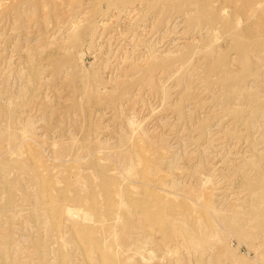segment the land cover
Segmentation results:
<instances>
[{"label": "rangeland", "instance_id": "rangeland-1", "mask_svg": "<svg viewBox=\"0 0 264 264\" xmlns=\"http://www.w3.org/2000/svg\"><path fill=\"white\" fill-rule=\"evenodd\" d=\"M263 36L264 0H0V264H264ZM204 199L236 226L187 250Z\"/></svg>", "mask_w": 264, "mask_h": 264}, {"label": "bare ground", "instance_id": "bare-ground-1", "mask_svg": "<svg viewBox=\"0 0 264 264\" xmlns=\"http://www.w3.org/2000/svg\"><path fill=\"white\" fill-rule=\"evenodd\" d=\"M229 1V0H228ZM232 4V3H231ZM234 4V3H233ZM246 4V3H245ZM249 5V4H248ZM4 6V5H3ZM221 6H223V5H221ZM220 10V9H219ZM205 11V10H204ZM208 11H210V10H208ZM211 12V11H210ZM214 12V11H213ZM212 12V13H213ZM212 17V16H211ZM211 19V18H210ZM89 37V36H88ZM264 37V36H263ZM246 41V40H245ZM242 43V42H241ZM251 44V43H250ZM243 45V44H242ZM240 46H241V44H240ZM245 46V45H244ZM248 47V46H247ZM239 49V48H238ZM244 51H246V50H244ZM244 54V53H243ZM39 67V66H38ZM30 68V67H29ZM31 70V69H30ZM231 77H232V75H230ZM229 76V77H230ZM233 76H234V74H233ZM228 77V78H229ZM229 80V79H228ZM241 80V79H240ZM227 85V84H226ZM241 85V84H240ZM231 86V85H230ZM245 86V85H244ZM33 91V90H32ZM250 100V99H249ZM257 104H258V102H257ZM263 114V113H262ZM89 115V114H88ZM159 156V155H158ZM158 158V157H157ZM8 160V159H7ZM259 160H262V159H259ZM19 161V160H18ZM263 162H264V160H263ZM11 163V162H10ZM17 164V163H16ZM94 164V163H93ZM6 165V164H5ZM88 165V164H87ZM12 166V165H11ZM30 166V165H29ZM8 167V166H7ZM34 167V166H33ZM89 167H91V166H89ZM92 168V167H91ZM15 169V168H14ZM103 169V168H102ZM146 170V169H145ZM7 171V170H6ZM94 171H95V169H94ZM137 171V170H136ZM144 171V170H143ZM263 171V170H262ZM104 172V171H103ZM27 173V172H26ZM99 173V172H98ZM105 173V172H104ZM109 173V172H108ZM146 173V172H145ZM7 174V173H6ZM9 174V173H8ZM34 174V173H33ZM263 174V173H262ZM17 175V174H16ZM38 175V174H37ZM98 175H100V173L98 174ZM140 175V174H139ZM148 175V174H147ZM109 176V175H108ZM262 176V175H261ZM21 177V176H20ZM39 177V176H38ZM84 177H86V176H84ZM90 177V176H89ZM142 177V176H141ZM108 178V177H107ZM146 178V177H145ZM13 179V178H12ZM98 179V178H97ZM100 179V178H99ZM114 179V178H113ZM148 179V178H147ZM153 179V178H152ZM152 179H150V181L152 180ZM156 179V178H155ZM161 179V178H160ZM163 179V178H162ZM264 179V178H263ZM41 180V179H40ZM106 180H108V179H106ZM106 180L104 181V179H103V182H102V185H103V187H104V189L105 190H107V191H109L110 189H113L114 187H115V185H114V183H113V185H112V187H111V182H106ZM157 180H158V178H157ZM164 180V179H163ZM244 180V179H243ZM23 181V180H22ZM29 181V180H28ZM48 181V180H47ZM102 181V180H101ZM110 181H112V180H110ZM137 181V180H136ZM71 182V181H70ZM116 182V181H115ZM158 182V181H157ZM21 183V182H20ZM91 183V182H90ZM7 184V183H6ZM137 184V183H136ZM154 184V183H153ZM152 184V185H153ZM258 184V183H257ZM260 184V183H259ZM258 184V185H259ZM8 185V184H7ZM117 185V184H116ZM145 185H147V183H145ZM114 186V187H113ZM130 186V185H129ZM144 186V185H143ZM149 186V185H148ZM158 186H160V185H158ZM255 186V185H254ZM19 187V186H18ZM102 187V186H101ZM257 187V186H256ZM3 188V187H2ZM1 188V189H2ZM17 188V187H16ZM116 188V187H115ZM159 188V187H158ZM259 188H261V187H259ZM7 189V188H6ZM23 189V188H22ZM63 189V188H62ZM71 189V188H70ZM103 189V190H104ZM262 189V188H261ZM264 189V188H263ZM15 190V189H14ZM13 190V191H14ZM28 190V189H27ZM94 190V189H93ZM133 190V189H132ZM146 190V189H145ZM145 190H143L144 192H145ZM254 190V189H253ZM4 191V190H3ZM43 191V190H42ZM100 191V190H99ZM102 191V190H101ZM250 191V190H249ZM252 191V190H251ZM11 192V191H10ZM92 192V191H91ZM111 192V191H110ZM109 192V193H110ZM124 192H125V189H124ZM146 192H148V191H146ZM12 193V192H11ZM10 193V194H11ZM46 193V192H45ZM82 193V192H81ZM102 193H104V192H102ZM151 193V192H150ZM8 194V193H7ZM101 194V193H100ZM143 194V193H142ZM261 194V193H260ZM45 195V194H44ZM111 195V194H110ZM131 195V194H130ZM156 195V194H155ZM38 196V195H37ZM41 196V195H40ZM93 196V195H92ZM126 196V195H125ZM137 196V195H136ZM188 196V195H187ZM254 196V195H253ZM262 196V195H261ZM14 197H15V195H14ZM13 197V198H14ZM72 197V196H71ZM70 197V198H71ZM103 197V196H102ZM110 197V196H109ZM116 197V196H115ZM130 197V196H129ZM133 197H134V195H133ZM138 197V196H137ZM157 197V196H156ZM63 198H65V197H63ZM117 198V197H116ZM147 197L145 196V199L144 200H146L147 201V199H146ZM203 198V197H202ZM211 198V197H210ZM257 198V197H256ZM263 198H264V193H263ZM7 199H8V197H7ZM16 199V198H15ZM107 199H109V198H107ZM124 199V198H123ZM149 199V201H150V199H151V197H149L148 198ZM157 199V198H156ZM161 199V198H160ZM195 199H196V197H195ZM253 199H255V198H253ZM17 200V199H16ZM65 200V199H64ZM78 200V199H77ZM79 200H80V197H79ZM104 200H105V198H104ZM113 200V199H112ZM118 200H119V198H118ZM138 200H139V198H138ZM143 200V201H144ZM257 200V199H256ZM255 200V201H256ZM264 200V199H263ZM152 201V200H151ZM156 201V200H155ZM154 201V202H155ZM170 201H172V200H170ZM254 201V202H255ZM4 202V201H3ZM42 202V201H41ZM40 202V203H41ZM53 202V201H52ZM87 202V201H86ZM85 202V203H86ZM111 202V201H110ZM136 202V200H134L133 201V199L130 197V199H129V204L130 205H132L133 206V203H135ZM178 202H181V201H179L178 200ZM187 202H189L188 203V205H190V201H187ZM6 203V202H5ZM13 203V202H12ZM94 203V202H93ZM118 203V202H117ZM127 203V202H126ZM138 203V202H137ZM150 203V202H149ZM152 203V202H151ZM150 203V204H151ZM155 203H157V206H158V209H157V211H156V213H155V222H156V226L157 227H159V226H162V227H164L165 225H161V223L163 222V219H165V214H166V212L165 211H167V209H166V207H168V206H166L165 205V202H163V201H158V202H155ZM182 203H183V201H182ZM186 203V202H185ZM184 203V204H185ZM49 204V203H48ZM57 204V203H56ZM60 204H62V203H60ZM64 204V203H63ZM97 204H98V202H97ZM114 204V203H113ZM152 204H154V203H152ZM215 204V203H214ZM214 204H211V203H209V202H207L205 199H204V201L201 203V204H199V206H197V207H195V208H193V209H191L190 208V210H192V212H188V214H186V215H184L185 216V218L187 219V220H184V221H182V223H183V227L182 228H179V229H173V228H175V226L177 227V224H180L181 223V221H180V223H178L179 221H178V217L176 216V215H178V214H176V213H173L172 215H174V216H172V218H171V220H170V222H169V226H167V230H165V232L167 233L166 235H168L169 237L168 238H170V236L173 234L172 233V229L175 231V232H177V234H178V242H181V244L187 249V250H191V245H192V237L190 236V232L188 231L187 232V230H186V228H185V226H184V224L187 222L188 223V221H190L191 222V224L193 225V228H194V230H198V228L200 227V226H202V225H204L205 226V238L207 237L208 239H211V238H214V237H216V236H218L219 234H220V232H221V230L222 229H224V228H232V229H234L235 228V226H236V223L234 222V216L232 217H230V216H227V217H222V215L220 214V212L218 211V210H216L215 208H214V206H212V205H214ZM44 205V204H43ZM86 205H88V203L86 204ZM143 205H145V203L143 202H140V205H139V208L140 207H142ZM171 205H172V203H171ZM171 205H170V207H171ZM175 205H176V203H175ZM7 206V205H6ZM53 206V205H52ZM51 206V207H52ZM71 206V205H70ZM113 206V205H112ZM116 206V205H115ZM138 206V205H137ZM156 206V207H157ZM180 206V205H179ZM192 206V205H191ZM196 206V205H195ZM258 208H259V212H260V209H262V218H264V201H261V200H257V205H256ZM9 207V206H8ZM99 207V206H98ZM135 207V206H134ZM147 207V206H146ZM169 207V208H170ZM173 207V206H172ZM178 207V206H177ZM183 207V206H182ZM181 207V208H182ZM234 207H236V206H234ZM238 207V206H237ZM244 207V206H243ZM11 208V207H10ZM9 208V209H10ZM66 211L67 212H65V214H70V215H72V217H73V215H75V210H73V209H71V208H69V207H67L66 206ZM74 208V207H73ZM102 208V207H101ZM115 208V207H114ZM122 208V207H121ZM138 208V207H137ZM184 208H186V207H184ZM240 208V207H239ZM53 209V208H52ZM52 209H51V211H52ZM78 209V208H77ZM134 209H136V208H134ZM233 209V208H232ZM237 210H238V208H236ZM236 209H234V212H235V210ZM6 210V209H5ZM11 210V209H10ZM62 210V209H61ZM65 210V209H64ZM63 210V211H64ZM81 210V209H80ZM79 210V211H80ZM102 210V209H101ZM188 210V209H187ZM246 210V209H245ZM2 211H4V210H2ZM7 211V210H6ZM50 211V210H49ZM128 211V210H127ZM134 211V210H133ZM136 211V210H135ZM179 211V210H178ZM241 211V210H240ZM244 211V210H243ZM56 212V211H55ZM132 212V211H131ZM148 212V211H147ZM177 212V211H176ZM256 212V211H255ZM254 212V213H255ZM258 212V213H259ZM80 213V212H79ZM79 213H78V216H79ZM138 213V212H137ZM140 213V212H139ZM182 213V212H181ZM233 213V212H232ZM245 213V212H244ZM63 214V213H62ZM82 214V213H81ZM87 216H88V214L87 213H85ZM129 213H127V215H128ZM148 214V213H147ZM171 214V213H170ZM256 214V213H255ZM77 215V214H76ZM149 215V214H148ZM148 215H147V217H148ZM63 216V215H62ZM85 216V215H84ZM114 216V215H113ZM129 216V215H128ZM152 216V215H151ZM72 217L70 216V218L72 219ZM75 217V216H74ZM81 217V216H80ZM79 217V218H80ZM88 217H90V216H88ZM105 217V216H104ZM239 217H241V216H239ZM76 218V217H75ZM78 218V219H79ZM82 218V217H81ZM80 218V219H81ZM101 218V217H100ZM109 218H111V217H109ZM128 218V217H127ZM146 218V217H145ZM144 218V219H145ZM78 219H72V220H77V222H78ZM85 219V218H84ZM88 219V218H87ZM87 219H85V220H87ZM91 219V218H90ZM103 219V218H102ZM101 219V220H102ZM143 219V220H144ZM168 219V218H167ZM237 219V218H236ZM134 220H135V218H134ZM148 220V219H147ZM231 220H233V221H231ZM242 220V219H241ZM89 221V220H88ZM131 220L129 219V222H130ZM169 221V220H168ZM83 222V221H82ZM132 222V221H131ZM131 222H130V224H131ZM144 222V221H143ZM237 222V221H236ZM79 223V222H78ZM107 223V222H106ZM140 223H142V222H140ZM154 223V222H153ZM238 223V222H237ZM82 224V223H81ZM99 224V223H98ZM158 224H159V226H158ZM241 224V223H240ZM240 224H238V226L240 225ZM262 224H263V222H262ZM59 225V224H58ZM112 225V224H111ZM102 226V225H101ZM110 226V225H109ZM131 226V225H130ZM146 226V225H145ZM244 226V225H243ZM80 227H82V225L80 226ZM139 227V226H138ZM57 229H59L58 227H56ZM160 228V227H159ZM158 228V229H159ZM240 228H242V227H240ZM76 229H80L79 228V226L78 225H76L75 226V230ZM86 229V228H85ZM78 230H77V232H78ZM134 230V229H133ZM164 230V229H163ZM99 231V230H98ZM105 231V230H104ZM225 230H223V232H224ZM74 233H76L75 231H74ZM78 233H80V234H82V235H85V230H80ZM77 233V234H78ZM164 233V232H163ZM172 233V234H171ZM96 234V233H95ZM117 234V233H116ZM74 235H76V234H74ZM97 235V234H96ZM105 235V234H104ZM174 235V234H173ZM109 236V235H108ZM127 236V235H126ZM81 237H83V236H81ZM99 237V236H98ZM165 237V236H164ZM95 238H97V237H95ZM95 238H93V239H95ZM104 239V238H103ZM106 239V238H105ZM171 239V238H170ZM170 239H169V241L168 242H170ZM97 241V240H96ZM96 241H95V243H96ZM166 241H167V239H166ZM130 242V241H129ZM102 243V242H101ZM174 243V242H173ZM99 244V243H98ZM95 246V245H94ZM97 246V245H96ZM98 247V246H97ZM100 247H102V246H100ZM104 247V246H103ZM107 247V246H106ZM193 247V246H192ZM118 248V247H117ZM108 249V248H107ZM105 250V249H104ZM122 250V249H121ZM89 251V250H88ZM125 251V250H124ZM184 252V251H183ZM103 253V252H102ZM109 253V252H108ZM115 253H117L116 251H115ZM89 254V253H88ZM195 254V253H194ZM86 255V254H85ZM105 255V254H104ZM121 255V254H120ZM92 256V255H91ZM117 256V255H116ZM190 256V255H189ZM109 257V256H108ZM191 257V256H190ZM116 258V257H115ZM119 258V257H118ZM108 260V259H107ZM118 262V261H117ZM113 263H115V261H113ZM116 264V263H115Z\"/></svg>", "mask_w": 264, "mask_h": 264}]
</instances>
